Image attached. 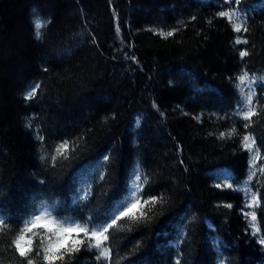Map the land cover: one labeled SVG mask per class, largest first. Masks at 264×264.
Segmentation results:
<instances>
[{
  "label": "trees",
  "instance_id": "trees-1",
  "mask_svg": "<svg viewBox=\"0 0 264 264\" xmlns=\"http://www.w3.org/2000/svg\"><path fill=\"white\" fill-rule=\"evenodd\" d=\"M239 7L247 33L214 15L223 0H0V264H21L12 241L35 215L99 227L137 185L138 197L160 199L147 227L125 219L110 230V264H264V200L248 207L243 191L264 193V92L250 129L259 167L239 147V116L223 118L247 89L235 77L264 76V0ZM105 154L112 163L100 167ZM25 235L44 264L48 233ZM97 255L85 244L56 264H109Z\"/></svg>",
  "mask_w": 264,
  "mask_h": 264
},
{
  "label": "snow or ice",
  "instance_id": "snow-or-ice-1",
  "mask_svg": "<svg viewBox=\"0 0 264 264\" xmlns=\"http://www.w3.org/2000/svg\"><path fill=\"white\" fill-rule=\"evenodd\" d=\"M235 5H237V7L233 9L232 0H223V6L226 7L227 10H223L222 8L214 15L222 20H225L228 25L231 26L233 33H247L249 31L247 17L239 7L241 5V0H235ZM191 19L196 20L197 17L193 15ZM207 23L211 25L213 21L209 19ZM36 28H40V24H36ZM177 31H179L178 28H173L170 31L156 32L154 35L167 40L169 37H173ZM117 32H119V28H117ZM233 43L239 46L242 44L247 45L249 41L247 39H242L240 35H236ZM248 56L249 52L246 49L239 51V58L241 61ZM131 60L133 63H136L135 56H132ZM44 71L47 72L48 69L45 68ZM235 80L239 85H246L247 89L241 93V99L236 101V110L231 113L225 112L223 118L231 119L235 116H239V119L243 122L242 128L244 132L240 135L239 147L249 153V167L250 169H255L259 167L256 162L260 159L259 149L261 146H258L257 139L250 129L253 127L255 122L254 117H259L261 115L257 108V101L259 100L257 93L258 90L260 92H264V76L258 77L255 74L250 75L248 70H242L241 73L235 77ZM257 85L260 86L259 89ZM39 87V84L32 87L31 90L24 96V99L32 100L36 97L37 89H39ZM152 107L156 109L157 104L153 103ZM160 115L163 116L164 113L160 112ZM184 115L187 116L188 113L184 112ZM117 118L118 117L115 115L112 117L113 120ZM192 119L196 120L198 123L201 122V118L199 116H193ZM236 131V128L232 129V132ZM209 135L212 134L209 133ZM226 135L231 134H226L221 131L218 139L223 140ZM41 139H43V137ZM177 148L179 150L180 146L177 145ZM68 149L69 144L67 139H65L57 148V152L63 153V151H67ZM65 159H68V157L65 156ZM102 160L103 163L100 164V167H104L105 165H110L112 163L108 154H105ZM180 163L183 164V160H181ZM259 171L264 173V167H259ZM254 174L255 173L253 171L248 173V181H245L246 184L251 181ZM100 178L102 180L106 179L102 174L100 175ZM137 180H139V177H137ZM234 183L235 182H228L222 184L217 181L214 186L217 189H233ZM140 191V186L137 185L136 191L132 193V199L126 204H121L117 198V200L113 202L112 206L105 213L106 218L99 227H89L87 223H77L74 225L64 226L56 223L47 210L39 215H35L30 226H26L22 230V233L17 236L14 241H12L15 252L21 258V264H24V262H26V264H34V261L31 258L34 251L32 240L31 238H26L25 234L32 233L37 228H42L46 233H48L47 243L42 246L44 264H56L57 261H64L65 257H68L69 260H71L74 258L75 254L81 251V248L85 244H87L88 250L95 249L97 251V260L103 258L104 260L109 261L110 264L113 255L109 247L111 235L110 230L117 226L118 222L125 219L137 223L144 222V227H147L148 222L152 219V217L147 215V212L153 205L157 204L160 197L154 194H149L147 199H142L137 196V192ZM243 191L245 195L250 197V202L247 204L248 207H255L259 201L264 200V193L258 194L257 192H250L247 187H245ZM224 207L230 209L233 205L231 203H226ZM251 219L255 221L257 216L253 214ZM89 223H91V221H89ZM258 243L261 246H264V239L258 240ZM35 254L39 256L40 252L37 251ZM177 264H179V261Z\"/></svg>",
  "mask_w": 264,
  "mask_h": 264
}]
</instances>
